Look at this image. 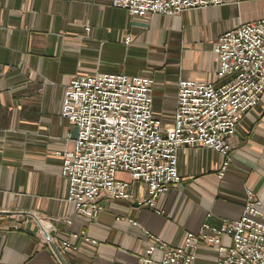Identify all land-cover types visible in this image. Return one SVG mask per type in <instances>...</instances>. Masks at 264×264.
I'll use <instances>...</instances> for the list:
<instances>
[{
    "label": "crops",
    "instance_id": "1",
    "mask_svg": "<svg viewBox=\"0 0 264 264\" xmlns=\"http://www.w3.org/2000/svg\"><path fill=\"white\" fill-rule=\"evenodd\" d=\"M263 19L264 0L143 17L111 7V0H0V264H138L149 236L178 248L204 222L240 219L248 193L264 205V92L229 140L226 169V159L211 149L180 148L181 182L154 210L139 204L145 184L120 173L130 198H102L103 211L86 223L67 202L57 156L72 152L77 136L61 114L71 77L152 79V114L167 128L179 81L220 85L217 39ZM43 230L75 250L55 259ZM82 230L97 244L69 238ZM197 261L215 264V249L200 246Z\"/></svg>",
    "mask_w": 264,
    "mask_h": 264
},
{
    "label": "built area",
    "instance_id": "2",
    "mask_svg": "<svg viewBox=\"0 0 264 264\" xmlns=\"http://www.w3.org/2000/svg\"><path fill=\"white\" fill-rule=\"evenodd\" d=\"M225 2L111 0V7L136 17L176 16ZM214 53L219 61L217 77L224 82L215 86L180 80L174 120L167 128L152 114V79L100 73L71 77L61 114L77 129V136L74 150L57 156L62 158L61 176L68 184L67 202L86 223H93L103 211L102 198H130V183L117 179L120 173L129 175L131 182L145 184L146 197L139 204L154 210L158 198L181 182L180 148L211 149L226 159V169L229 140L264 92V19L220 36ZM42 235L57 260L75 250L69 240L56 244L46 231ZM69 238L97 244L84 230ZM149 239L138 264H199L200 246L215 249V264H264V205L248 193L240 219L218 225L204 222L178 248H168L154 236ZM157 252L162 253L160 259L154 257Z\"/></svg>",
    "mask_w": 264,
    "mask_h": 264
}]
</instances>
